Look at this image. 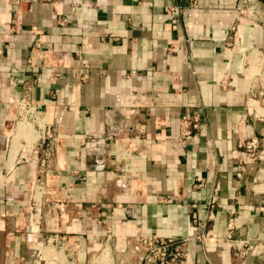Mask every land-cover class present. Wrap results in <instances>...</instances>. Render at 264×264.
Here are the masks:
<instances>
[{"label":"crops","instance_id":"0c3cea01","mask_svg":"<svg viewBox=\"0 0 264 264\" xmlns=\"http://www.w3.org/2000/svg\"><path fill=\"white\" fill-rule=\"evenodd\" d=\"M239 2L0 0V263L141 264L132 240L154 234L187 238L185 264H264V0L240 20ZM25 97L47 146L18 121Z\"/></svg>","mask_w":264,"mask_h":264},{"label":"built area","instance_id":"2783aa9c","mask_svg":"<svg viewBox=\"0 0 264 264\" xmlns=\"http://www.w3.org/2000/svg\"><path fill=\"white\" fill-rule=\"evenodd\" d=\"M196 0H189V6H194ZM181 12V8L177 4L170 3L165 8V16L176 21ZM253 9L249 6V0H240L236 7L237 19L251 18ZM252 100L259 106L260 111L254 109L256 116L264 114V87L260 88L256 95L252 96ZM254 105V104H253ZM18 121L29 122L38 129V142L47 146V141L52 137V133L48 122L41 116L40 112L32 105L29 99L21 98L18 105ZM180 137L184 140L190 139L191 129L198 126V117L183 115L178 122ZM259 141L256 137H248L240 147H242L239 156V163H246L248 160L258 158L261 154L259 150ZM37 143L27 146L26 140H23L19 147L21 150L27 149L29 156H35L37 152ZM28 147V148H27ZM47 155V150L44 151ZM46 244L50 246L62 247L64 245V237L61 235H49L45 238ZM132 244L138 251V260L141 264H185L186 260V241L184 239H175L171 237H162L154 234L139 235L133 238Z\"/></svg>","mask_w":264,"mask_h":264},{"label":"rangeland","instance_id":"374dc122","mask_svg":"<svg viewBox=\"0 0 264 264\" xmlns=\"http://www.w3.org/2000/svg\"><path fill=\"white\" fill-rule=\"evenodd\" d=\"M21 122H22L21 124L22 126L24 124L26 128L34 130L31 123L23 122V121ZM45 254L53 255V256L56 255L55 252L53 251V248L50 246H46L44 255ZM37 263L38 264H77L76 260L73 259L72 257H34V260H32L30 264H37ZM0 264H5V263H0ZM11 264H20V262H13ZM23 264H25V262ZM90 264H114V263H112L110 258L107 257V252H106L100 255L99 257H94L93 262H91Z\"/></svg>","mask_w":264,"mask_h":264},{"label":"bare ground","instance_id":"6f19581e","mask_svg":"<svg viewBox=\"0 0 264 264\" xmlns=\"http://www.w3.org/2000/svg\"><path fill=\"white\" fill-rule=\"evenodd\" d=\"M252 104H254L255 107H258L257 111H260V108H259V106L256 105V102L253 101ZM254 105H253V106H254ZM23 126H25V125H23Z\"/></svg>","mask_w":264,"mask_h":264}]
</instances>
